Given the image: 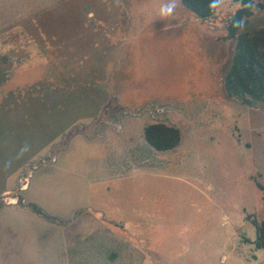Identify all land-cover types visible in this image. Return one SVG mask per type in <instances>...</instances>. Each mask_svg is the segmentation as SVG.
I'll list each match as a JSON object with an SVG mask.
<instances>
[{"label":"rangeland","instance_id":"1","mask_svg":"<svg viewBox=\"0 0 264 264\" xmlns=\"http://www.w3.org/2000/svg\"><path fill=\"white\" fill-rule=\"evenodd\" d=\"M169 2L0 0V189L31 172L27 197L47 210L30 224L0 208V264H264L252 223L264 222V104L225 89L241 5L220 0L201 20L181 0L162 16ZM254 3L241 34L264 28V0ZM100 81L126 122L179 128L178 147L134 142L133 166L110 169L101 158L124 161L119 137L108 148L76 140L46 167Z\"/></svg>","mask_w":264,"mask_h":264},{"label":"crops","instance_id":"2","mask_svg":"<svg viewBox=\"0 0 264 264\" xmlns=\"http://www.w3.org/2000/svg\"><path fill=\"white\" fill-rule=\"evenodd\" d=\"M114 58H116L115 55ZM109 59L111 65L110 68H108V71L106 72L107 76L104 77V79L108 80V82L111 81V79H113L114 74L116 73V71L113 72L112 70L113 68L112 64H114L111 62L112 58L108 57V61ZM118 81L120 82V84H124L127 83L129 80L128 77L122 75L121 78L118 79ZM106 85H107L106 83L104 82L102 83L100 81L97 84L98 87L94 90V93L90 96V105L92 109L88 112L89 117L86 118L82 117L79 121H77L79 123H76V125H71V126L67 125L66 127L62 128L59 137H56V139H54V141L51 142L50 144L51 148H53L54 152L56 153H52V156L49 158L50 160L49 159L45 160L46 167L54 168L56 166L55 160L57 162L60 155L68 151L69 148L71 147V143L75 142L76 140H80V141L83 140L88 144V146H91L92 148L94 147V145H98V144L99 147L104 146L108 148L110 146L109 142L112 140V137L113 138L119 137L120 140L124 143L123 145L125 148L124 161L123 159L118 162L113 159L112 161H108L106 160L105 157L101 158L102 162L104 163V166H110V169H112L114 166H119V167L121 166L122 168L124 167L131 168L133 166L131 158H132V147L134 142L136 144H140L144 141L145 145L147 146L146 149H148V146L150 145L145 139L144 132L146 128L152 124H147L143 126L139 124H135L134 126L132 122H126L123 117H120L121 115H123V113H126L127 108H123V107L117 108V107L107 106L109 93H111V87L109 86V84L108 87H106ZM102 88H106L104 90V93L107 92L108 95L102 93ZM63 104L64 102L61 103L62 106L60 105L57 114L60 116H68L70 110L64 108ZM50 114L52 115V112ZM110 115H112V117ZM128 129H130L129 134L126 132ZM127 159H129L128 162L126 161ZM147 161L148 159L144 160L143 162H147ZM37 166L38 165L36 164L34 168H36ZM20 172L21 169L20 171H18V173L14 175L12 174V177L9 176V178H12L13 187H6L7 185L5 187H2L0 189V199L1 197L16 191V188L21 191L20 193L22 197H19L18 201L16 198H12L11 202H5L4 204H0V208L13 212V215L15 217H18V219L20 220L23 219V221H28L29 219L30 224H33L34 221L38 223L41 221L40 218H44L46 214L44 212L45 208L42 205L37 203L31 197L30 199H28L27 197V193L30 189V187L28 188L27 180L29 176L33 175V173L30 172V175L27 177L21 174ZM36 205H39L40 207ZM33 206L36 207V209L33 210ZM48 225L50 228L55 227V229H57L58 227L57 222L55 224L52 225L48 224ZM94 225L97 226V224ZM99 225L101 226L100 222ZM122 226H126L125 223H122ZM111 258L112 256H109V259Z\"/></svg>","mask_w":264,"mask_h":264},{"label":"trees","instance_id":"3","mask_svg":"<svg viewBox=\"0 0 264 264\" xmlns=\"http://www.w3.org/2000/svg\"><path fill=\"white\" fill-rule=\"evenodd\" d=\"M183 6L198 19L207 20L215 16L220 0H181ZM241 8L236 12L229 24V39L237 41L236 54L232 67L225 79V89L228 95L243 99L250 104L247 96L264 104V28L255 34H241L245 27V19L253 14L255 0H233ZM145 139L158 151L173 150L181 142L179 129L164 124L155 123L146 128ZM264 192V187H261ZM249 220V219H248ZM256 228L254 245L258 250H264V222L253 220Z\"/></svg>","mask_w":264,"mask_h":264},{"label":"clouds","instance_id":"4","mask_svg":"<svg viewBox=\"0 0 264 264\" xmlns=\"http://www.w3.org/2000/svg\"><path fill=\"white\" fill-rule=\"evenodd\" d=\"M215 2L216 0H213V3ZM177 3H178V0H170L169 3L163 4L160 10L161 15L165 17L171 16L173 12L175 11Z\"/></svg>","mask_w":264,"mask_h":264}]
</instances>
